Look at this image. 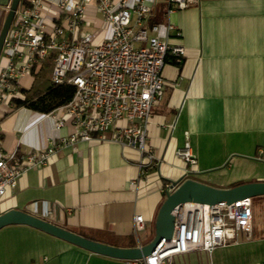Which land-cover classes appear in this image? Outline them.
I'll list each match as a JSON object with an SVG mask.
<instances>
[{
  "label": "crops",
  "instance_id": "obj_1",
  "mask_svg": "<svg viewBox=\"0 0 264 264\" xmlns=\"http://www.w3.org/2000/svg\"><path fill=\"white\" fill-rule=\"evenodd\" d=\"M10 1L0 0V30ZM125 1L130 6L138 0ZM57 2L42 0L47 25L58 16ZM96 4L85 7L87 23L79 29L99 44L112 32ZM165 8L164 0H156L149 24L174 25L180 35L171 32L168 45L181 46L185 52L179 65L166 56L163 97L152 108L147 144L157 164L151 170L141 168L137 149L93 134L89 141L60 147L51 163L25 172L0 198V214L17 209L86 238L113 246L132 242L136 247L154 237L166 183L189 178L231 188L264 182V0H202L167 16ZM73 38L64 34L68 41ZM51 65L48 59L21 79L27 97L34 100V92L50 87ZM52 111L42 113L16 103L0 117L2 149L19 156L42 151L50 140L68 136L71 124L56 129ZM186 138L196 156L192 167L175 155ZM137 178L138 186H131L129 182ZM255 199L251 237L240 234L238 244L208 253L175 255L168 264H264V219L257 217L264 196ZM136 214L143 216L144 229L135 237ZM0 264L130 262L91 253L26 225H8L0 229Z\"/></svg>",
  "mask_w": 264,
  "mask_h": 264
},
{
  "label": "built area",
  "instance_id": "obj_2",
  "mask_svg": "<svg viewBox=\"0 0 264 264\" xmlns=\"http://www.w3.org/2000/svg\"><path fill=\"white\" fill-rule=\"evenodd\" d=\"M93 1H97L104 24L112 32L99 44L79 29L87 23L84 10ZM155 1L138 0L128 6L125 0L115 4L111 0H58L59 13L50 25L44 22L42 0L19 1L0 52V117L14 109L15 100L26 99L21 79L50 59V85L67 83L74 88L71 99L52 111L55 128L67 122L73 129L57 142L50 140L42 151L31 150L19 156L14 151L6 152L0 144V198L16 186L25 172L51 163L60 147L89 141L93 134L137 149L142 155L141 168L151 170L157 164L158 158L147 144V128L153 106L163 97L166 56L169 54L171 62L179 65L185 51L181 46L168 45L171 32L180 35L174 25L168 21L149 24ZM164 1L167 16L202 0ZM66 32L74 38L64 39ZM120 120L126 125H117ZM1 134L0 126V138ZM175 155L189 167L196 164L187 138ZM139 182L137 178L129 184L136 187ZM163 189L170 193L174 188L166 183ZM252 200L246 197L213 205L192 201L176 206L172 211V236L142 263L168 264L175 255L196 250L208 253L217 247L238 244L240 234L251 237ZM132 223L136 237L144 229L143 216L134 215Z\"/></svg>",
  "mask_w": 264,
  "mask_h": 264
},
{
  "label": "water",
  "instance_id": "obj_3",
  "mask_svg": "<svg viewBox=\"0 0 264 264\" xmlns=\"http://www.w3.org/2000/svg\"><path fill=\"white\" fill-rule=\"evenodd\" d=\"M19 1H10L0 30V52ZM171 184L174 189L170 193H165L164 200L156 214L155 226L153 227L154 237L149 243L142 246L117 247L92 240L17 209H11L0 214V229L8 225H26L94 254L120 260L138 261L150 254L154 255L163 242L170 239L174 230L172 211L176 206L192 201L209 205L218 203L229 204L246 197L264 196V182H251L231 188H217L188 178L177 180Z\"/></svg>",
  "mask_w": 264,
  "mask_h": 264
},
{
  "label": "trees",
  "instance_id": "obj_4",
  "mask_svg": "<svg viewBox=\"0 0 264 264\" xmlns=\"http://www.w3.org/2000/svg\"><path fill=\"white\" fill-rule=\"evenodd\" d=\"M24 91V90H23ZM74 93V88L70 85L62 84L58 86H51L47 88L44 93L34 92L32 100L30 97H26L24 101L16 100L17 105L26 104L30 108L41 111L42 113H49L55 108L65 104L69 101ZM90 239V238H89ZM93 240V239H92ZM117 247H134L132 242L126 243V245H115Z\"/></svg>",
  "mask_w": 264,
  "mask_h": 264
},
{
  "label": "rangeland",
  "instance_id": "obj_5",
  "mask_svg": "<svg viewBox=\"0 0 264 264\" xmlns=\"http://www.w3.org/2000/svg\"><path fill=\"white\" fill-rule=\"evenodd\" d=\"M20 86H24V84H21V82H20ZM255 198L256 197H254L253 199L256 200ZM260 205H261L260 203H258V205H257V209H258L257 217L259 220H262V219H264V206H262V205L260 206Z\"/></svg>",
  "mask_w": 264,
  "mask_h": 264
}]
</instances>
